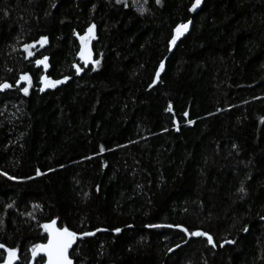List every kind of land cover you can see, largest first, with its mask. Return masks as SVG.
<instances>
[{"label": "trees", "instance_id": "obj_1", "mask_svg": "<svg viewBox=\"0 0 264 264\" xmlns=\"http://www.w3.org/2000/svg\"><path fill=\"white\" fill-rule=\"evenodd\" d=\"M194 2L0 0V244L18 264L52 220L94 233L75 264H264V0Z\"/></svg>", "mask_w": 264, "mask_h": 264}, {"label": "snow or ice", "instance_id": "obj_2", "mask_svg": "<svg viewBox=\"0 0 264 264\" xmlns=\"http://www.w3.org/2000/svg\"><path fill=\"white\" fill-rule=\"evenodd\" d=\"M157 3H160V0H156ZM200 0H195L193 4V10L199 5ZM188 25L187 24H180L177 25L175 32L176 36L173 37L171 43L174 44L176 41V38L182 34L183 31L187 30ZM91 32V28L88 30ZM46 37H41V41H46ZM81 39V51H80V56L81 59L84 60V62L87 64L89 58L91 57V52L87 48V40L85 37H80ZM25 50L27 51L28 48L27 46L25 47ZM29 56L33 55V53L29 52ZM45 60H47V57H43V60L37 59L35 63L37 65L42 64ZM95 63H98L96 61ZM161 68H163V64L160 65ZM80 69L77 68V72H79ZM159 73H157V76ZM21 80L28 81L30 83V77H28L26 74L21 76ZM67 79V78H65ZM41 81L44 83L45 87H55V85L61 83V81L56 80H49L46 77H41ZM12 87V85L8 83H2L0 84V89H7ZM44 89L41 88V91ZM22 91L27 94L28 88L24 87ZM187 115V113H185ZM103 151V149H101ZM241 191H243V188H241ZM57 221L52 220L50 223L44 224L43 228L47 232V244L44 245H35L31 249L33 257H35L39 252H43L44 255L47 257V264H73L72 259L69 258L68 255V250L71 248L72 244L75 242L77 239V233L74 231H70L67 227H57ZM187 232V229H182ZM247 229H245L246 231ZM97 231H101V229H97ZM115 232L119 233L121 230L119 228L114 229ZM94 233H83L82 235L87 236V235H93ZM189 235L192 236H204L207 238V243L212 245L213 247H216V244L213 241V238L210 234L202 231H196V232H191ZM226 243H232V241H226ZM223 247V245H220ZM0 249H3L4 252L6 253V259H5V264H15V262L18 259V250L15 248H6L3 244H0Z\"/></svg>", "mask_w": 264, "mask_h": 264}, {"label": "rangeland", "instance_id": "obj_3", "mask_svg": "<svg viewBox=\"0 0 264 264\" xmlns=\"http://www.w3.org/2000/svg\"><path fill=\"white\" fill-rule=\"evenodd\" d=\"M120 3H130L133 7H134V9L135 10H137L138 12H140V13H144V12H146V10H147V3H148V0H118ZM91 28V32H89V31H87V33L84 35V36H82V37H85L86 38V40H87V48H88V50H90V52H91V43H92V41H93V39H94V35H95V33H94V27L92 26V27H90ZM89 28V29H90ZM88 29V30H89ZM80 44H81V39H80ZM81 47H82V44H81ZM80 59H81V56H80ZM81 61L83 62V63H85L84 62V60L83 59H81ZM87 63H90V64H92V65H96L97 63H95L94 61H93V56H92V52H91V57L89 58V60H88V62ZM28 76V75H27ZM29 77V76H28ZM50 80V79H49ZM21 82L22 83H29L28 81H25V80H21ZM60 84V83H59ZM59 84H57V85H55V87H57ZM55 87H45L44 86V83H43V89L44 90H47V89H53V88H55ZM30 88V87H29ZM29 90V89H28Z\"/></svg>", "mask_w": 264, "mask_h": 264}, {"label": "water", "instance_id": "obj_4", "mask_svg": "<svg viewBox=\"0 0 264 264\" xmlns=\"http://www.w3.org/2000/svg\"><path fill=\"white\" fill-rule=\"evenodd\" d=\"M186 33H187L186 31H183L182 34L179 35L178 37H182V36L185 35ZM49 223H50V222H49ZM56 226H57V227H61V226L59 225L58 222H57V225H56ZM45 232H46V231H45ZM46 234H47V232H46ZM47 235H48V234H47ZM82 236H83V235H77V239H76L75 242L72 244L71 248L68 250V255H69V258H70V259H72V258H71V252H72V250H73L74 247L77 245L78 241L82 238ZM44 244H47V242L44 243ZM44 244H41V245H44ZM5 247H6V246H5ZM6 248H8V247H6ZM0 251H3V252H4L3 249H0ZM4 253H5V252H4ZM5 254H6V253H5ZM17 255H18V259H17V261L15 262V264H18L19 261H20L19 254L17 253ZM41 258H43V259L45 260V263H44V264H47V257L44 255L43 252H39L35 257H33V255H32L29 264H36L37 261H38L39 259H41ZM5 259H6V258H5ZM72 261H73V264H75V262H74L73 259H72ZM1 264H5V261H4L3 263H1Z\"/></svg>", "mask_w": 264, "mask_h": 264}]
</instances>
